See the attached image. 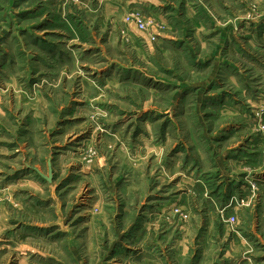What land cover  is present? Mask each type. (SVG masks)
<instances>
[{
	"label": "rangeland",
	"instance_id": "374dc122",
	"mask_svg": "<svg viewBox=\"0 0 264 264\" xmlns=\"http://www.w3.org/2000/svg\"><path fill=\"white\" fill-rule=\"evenodd\" d=\"M149 1L0 0V264H264V0Z\"/></svg>",
	"mask_w": 264,
	"mask_h": 264
},
{
	"label": "built area",
	"instance_id": "2783aa9c",
	"mask_svg": "<svg viewBox=\"0 0 264 264\" xmlns=\"http://www.w3.org/2000/svg\"><path fill=\"white\" fill-rule=\"evenodd\" d=\"M126 20L128 25H133L140 33L147 36L149 42H154L157 40V30L162 28L157 22L154 16H144L140 11H135L130 13ZM152 26V29H150ZM232 225L236 222V218L228 220Z\"/></svg>",
	"mask_w": 264,
	"mask_h": 264
},
{
	"label": "crops",
	"instance_id": "0c3cea01",
	"mask_svg": "<svg viewBox=\"0 0 264 264\" xmlns=\"http://www.w3.org/2000/svg\"><path fill=\"white\" fill-rule=\"evenodd\" d=\"M138 1H140V0H128V2L131 4V6H132V8L130 9L131 11H133V10H135V11H140V12H143L145 9H144V7H143V10L142 9H140V7H135L134 6V4H136V2H138ZM137 4H139V5H141V3L140 2H138ZM146 4H151V9H153V7H155L156 5L154 4V3H152L151 1H149V0H147V3ZM152 5H154L153 7H152ZM150 7V5L147 7V9ZM124 8V7H123ZM122 8V10L124 11V9ZM129 10V11H130ZM148 12L151 14V13H153L152 11H149L148 10Z\"/></svg>",
	"mask_w": 264,
	"mask_h": 264
},
{
	"label": "water",
	"instance_id": "95a60500",
	"mask_svg": "<svg viewBox=\"0 0 264 264\" xmlns=\"http://www.w3.org/2000/svg\"><path fill=\"white\" fill-rule=\"evenodd\" d=\"M32 169H34L35 171L38 172V174H40L41 176H43L36 168H32ZM49 175L51 176V168L49 169ZM43 177L46 178L45 176H43ZM47 180H49V179H47Z\"/></svg>",
	"mask_w": 264,
	"mask_h": 264
}]
</instances>
